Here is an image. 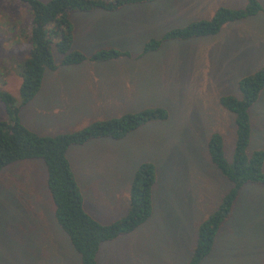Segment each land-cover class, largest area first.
I'll return each mask as SVG.
<instances>
[{"label":"rangeland","instance_id":"1","mask_svg":"<svg viewBox=\"0 0 264 264\" xmlns=\"http://www.w3.org/2000/svg\"><path fill=\"white\" fill-rule=\"evenodd\" d=\"M260 2L264 7V0ZM246 4L247 0H157L123 7L120 10H132V14L149 20L144 24L150 27L138 28L140 32L129 29L128 34L127 50L142 60L128 64L125 60L130 58L113 61L125 63L116 73L120 80L124 77L141 82L138 87L146 91L142 99L128 102V108L119 110L118 114L115 111L83 113L74 124L65 123L58 111H52L55 108H44L40 93L36 101L21 108L22 122L41 136L74 133L97 121L151 108L168 112V120L150 122L122 140L103 138L69 150L68 158L73 164L83 158H111L114 154L121 157L126 163L118 160L115 166H106L103 174L113 167L126 169L125 178L130 181L142 163L151 162L156 167L154 214L149 220L152 225L146 223L136 234L113 243L102 252L101 264H188L200 226L218 210L222 198L231 189V183L211 162L208 143L213 134H221L226 159L232 161L235 118L224 108L221 99L240 96L238 82L264 67V14L229 23L216 36L165 41L156 52L145 55L143 50L147 42L161 40L172 29L211 20L220 7L239 9ZM132 16L128 23L134 28L136 22ZM32 21L25 3L0 0V91L13 95L19 105L21 67L31 50ZM83 49L92 53L89 47ZM55 54L59 63L62 57ZM106 66L107 63L87 60L49 70L44 80H99L100 74L109 76L106 80L116 79ZM251 118L250 153L264 150V92L253 107ZM5 119L6 106L0 101V122ZM97 142L109 145L96 147ZM86 199L94 203V198ZM102 200L96 216L91 215L99 222L110 224L128 213L124 198ZM55 210L43 160L8 166L0 174V264H82ZM163 222L173 228L162 229ZM176 231L181 238L172 243L169 233ZM220 238L225 240L220 242ZM121 247L120 255L112 253L111 250ZM131 248L144 251L143 257L138 253L136 258L139 257L131 260L135 256ZM202 264H264V184L247 185L241 190L233 215Z\"/></svg>","mask_w":264,"mask_h":264},{"label":"trees","instance_id":"2","mask_svg":"<svg viewBox=\"0 0 264 264\" xmlns=\"http://www.w3.org/2000/svg\"><path fill=\"white\" fill-rule=\"evenodd\" d=\"M29 6L33 21L30 32L31 50L21 67V105L13 95L0 91L7 119L0 122V174L10 165L27 160H43L47 168L48 186L56 210V218L69 236L82 264H99L101 246L130 235L150 220L154 213V188L158 177L151 162L142 163L130 186V203L126 216L110 224L93 218L85 209L83 193L72 169L68 153L73 146L92 140H122L130 133L153 121L168 120L162 108L128 113L120 118L97 121L81 131L41 136L21 120V108L40 93L47 71L61 66H74L84 61L96 63L130 58L129 52L102 49L87 56L74 49L75 28L71 15L95 10L118 11L129 5L157 0H12ZM264 14L260 0H247L243 8L220 7L211 20L195 21L183 28L172 29L161 40H150L143 55L156 52L165 41H186L218 35L229 23ZM55 52L62 57L58 63ZM240 96H226L221 103L235 118V145L232 161L225 155L221 134L210 137L208 151L211 162L232 187L222 198L218 210L199 228L197 241L188 264H202L213 251L217 236L231 218L241 190L247 185L264 184V150L250 153L252 142L251 111L264 92V67L238 82Z\"/></svg>","mask_w":264,"mask_h":264},{"label":"crops","instance_id":"3","mask_svg":"<svg viewBox=\"0 0 264 264\" xmlns=\"http://www.w3.org/2000/svg\"><path fill=\"white\" fill-rule=\"evenodd\" d=\"M132 13V10L125 9L118 11H105L99 9L91 12L73 13L71 15V20L75 28L74 46L76 47L74 49L85 53L87 56H92L94 53L102 49H116L131 53V51L127 50V45H129L130 42L128 37L129 31L137 30L140 32L138 28L144 29L150 27V25L144 24V22L149 21L147 18H145V16H139ZM130 15H133V21L136 22L134 28H132V24L128 23V18ZM138 22L140 24H138ZM83 47L91 48L92 53H86ZM136 57V55H132L130 59L125 60V62L128 64L136 63V61L139 59L142 60L141 57L138 59H136ZM119 59L100 63H107L108 66L106 67L109 70L108 73L116 76L117 71L122 68L123 65H125V63L118 62L115 64L113 62L116 60L120 61ZM108 77L109 76L105 74H100L99 80H43L42 88L39 94L42 95L40 97H43L42 106L46 109L55 108L52 111H58L59 115L63 116L65 123L74 124L77 116H81L83 113L87 114L88 112L92 113L97 111H115L114 113L118 114L117 112L119 110L128 108V102H136L137 100L142 99V95L146 92L142 88L138 87V85H140L139 83H141L138 82V80H126L124 77H122L120 80L117 76L116 79L112 78V80H106ZM37 97L38 96H36L33 101H36ZM94 145H96V147H102V145L109 144L97 142ZM113 145L116 147L118 144ZM82 146L86 147V144ZM116 156L117 155L114 154L111 156V158L99 157L100 159L95 160L83 158L79 160L80 162H77V159L75 164H73V161L69 159L70 163L73 165L72 169L76 176L78 185L83 193L85 209L92 216H96V212L100 209L101 204L103 203V198L108 200H112L114 198H120L122 200V198H124L127 202H125V205L129 206L127 200V198L130 196L128 188L131 186L133 179L130 181L125 178L128 176L126 169L116 170L115 167H113L108 170L109 173L111 172V175L109 173L103 174L105 172L106 166H115L118 160L126 163V160ZM122 181L127 182V184H123ZM87 197L94 198V203L87 202ZM164 197H166L165 194ZM118 207H120L119 200ZM146 223V226L149 224L152 225L151 221H147ZM161 228L172 229L173 226L169 223L163 222L161 224ZM222 230L217 236L216 243L219 236L221 235ZM137 231L130 235L136 234ZM149 234L150 232L147 233L148 238H150ZM120 238L111 242H106L101 246L100 254L98 256L99 264H101L100 258L102 252L106 249H110L113 246V243L117 242ZM168 238L173 239L172 243H174V239L181 238V235L176 231L169 233ZM224 240H221L220 238V242H223ZM230 240L232 241V239ZM122 248L123 247L117 251H114L115 249L111 251L112 253L114 252V254L120 255L122 253ZM130 252L131 254L135 255L131 258V260H136L139 256L143 257L144 251L131 248ZM138 253L139 256L136 258Z\"/></svg>","mask_w":264,"mask_h":264}]
</instances>
